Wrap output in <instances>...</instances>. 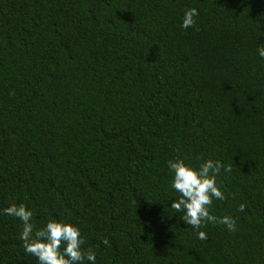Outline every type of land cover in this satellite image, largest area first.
Masks as SVG:
<instances>
[{
    "label": "trees",
    "instance_id": "trees-1",
    "mask_svg": "<svg viewBox=\"0 0 264 264\" xmlns=\"http://www.w3.org/2000/svg\"><path fill=\"white\" fill-rule=\"evenodd\" d=\"M262 42L264 0H0V209L76 224L97 264H264ZM175 158L231 166L209 210L235 231L168 208ZM20 229L0 264H35Z\"/></svg>",
    "mask_w": 264,
    "mask_h": 264
},
{
    "label": "clouds",
    "instance_id": "clouds-1",
    "mask_svg": "<svg viewBox=\"0 0 264 264\" xmlns=\"http://www.w3.org/2000/svg\"><path fill=\"white\" fill-rule=\"evenodd\" d=\"M198 16L196 8H188L183 12L180 28L188 29L195 25ZM256 55L264 60V42L257 44ZM170 173L169 188L176 194L168 208L180 214L178 219L188 225L198 240H206L208 234L203 231L205 224H221L228 232L236 230L233 217L224 215L217 217L210 212L213 200L223 201L224 192L218 185L217 177L223 172L231 171V166L222 165L220 160L203 159L197 166L185 162L183 158H175L166 162ZM168 198V200H169ZM244 205L238 206L243 211ZM0 215L13 217L19 221L21 229L18 239L23 252L35 259V264H97L94 250L87 251L82 247L84 238L81 229L74 223L52 217L40 226L33 222V209L24 203L9 204L0 209Z\"/></svg>",
    "mask_w": 264,
    "mask_h": 264
}]
</instances>
